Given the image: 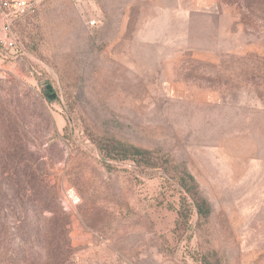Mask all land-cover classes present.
<instances>
[{
	"label": "rangeland",
	"instance_id": "374dc122",
	"mask_svg": "<svg viewBox=\"0 0 264 264\" xmlns=\"http://www.w3.org/2000/svg\"><path fill=\"white\" fill-rule=\"evenodd\" d=\"M11 25L16 46L0 49V264L18 225L28 262L59 244L41 211L47 181L70 215L69 264H264V0H37ZM117 141L185 165L208 220L177 225L179 182L105 162Z\"/></svg>",
	"mask_w": 264,
	"mask_h": 264
},
{
	"label": "trees",
	"instance_id": "16d2710c",
	"mask_svg": "<svg viewBox=\"0 0 264 264\" xmlns=\"http://www.w3.org/2000/svg\"><path fill=\"white\" fill-rule=\"evenodd\" d=\"M115 144L117 146H108L102 150L104 154L102 159L105 162H107L109 158L132 160L144 170L151 166H157L179 182L181 186V197L177 208V225L189 224L190 217L194 213L197 214L199 218L198 223H200L202 219L208 220L211 212L210 204L208 200L200 194L197 181L185 165H183L181 169L174 168L170 159L161 156L157 157L156 161H153L155 157H151V155L156 151L150 148L124 143L122 141H117ZM15 180L18 181L15 183V191L18 194L20 193L19 190H21L22 185H20V179H18V177ZM44 186L47 189L44 193L41 211L44 214H50L51 217L49 221L53 223L55 227L54 235L57 236L59 244L55 242L56 237L54 236V241H51V245L48 246V250L50 249V252L47 253L48 255L42 257L40 253L36 252L37 254L34 255L35 263H33V261L28 262L27 259H24V255H20V253L22 250L21 243L27 241L30 232L27 229L24 230L20 225L13 227L17 232L12 233V235L17 237L20 242L15 244L16 250L12 252L9 258L10 264H69L70 262L69 258L73 250L69 238L71 224L70 215L61 209L56 190L49 185L48 181ZM31 210L36 211L35 209ZM21 211H25V207L22 206ZM18 221L21 222L20 220ZM47 231L52 230L48 229ZM42 258H45V261H43ZM204 264H208L206 259H204Z\"/></svg>",
	"mask_w": 264,
	"mask_h": 264
},
{
	"label": "built area",
	"instance_id": "2783aa9c",
	"mask_svg": "<svg viewBox=\"0 0 264 264\" xmlns=\"http://www.w3.org/2000/svg\"><path fill=\"white\" fill-rule=\"evenodd\" d=\"M36 5L37 0H1V8L4 11L5 18L0 27V49L11 50L16 46L17 35L11 27V20L33 11ZM91 23H94V20H91Z\"/></svg>",
	"mask_w": 264,
	"mask_h": 264
},
{
	"label": "water",
	"instance_id": "95a60500",
	"mask_svg": "<svg viewBox=\"0 0 264 264\" xmlns=\"http://www.w3.org/2000/svg\"><path fill=\"white\" fill-rule=\"evenodd\" d=\"M46 90H47L48 92H50V94L48 95V98H49V99L55 97V94L51 92L52 89H51L50 86H47V87H46Z\"/></svg>",
	"mask_w": 264,
	"mask_h": 264
}]
</instances>
